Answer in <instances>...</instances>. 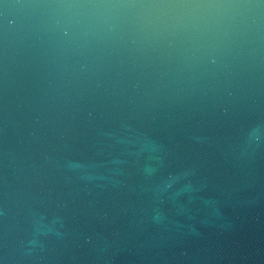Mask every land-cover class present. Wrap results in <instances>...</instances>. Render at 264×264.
Instances as JSON below:
<instances>
[{"label":"water","instance_id":"1","mask_svg":"<svg viewBox=\"0 0 264 264\" xmlns=\"http://www.w3.org/2000/svg\"><path fill=\"white\" fill-rule=\"evenodd\" d=\"M0 264H264V0H0Z\"/></svg>","mask_w":264,"mask_h":264}]
</instances>
